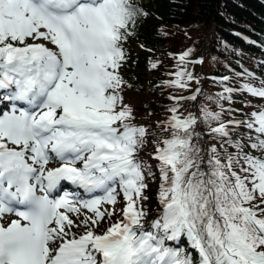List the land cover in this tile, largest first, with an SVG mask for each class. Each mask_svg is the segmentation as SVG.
<instances>
[{"label":"snow or ice","instance_id":"obj_1","mask_svg":"<svg viewBox=\"0 0 264 264\" xmlns=\"http://www.w3.org/2000/svg\"><path fill=\"white\" fill-rule=\"evenodd\" d=\"M147 15L138 0H0V264H264V106L225 122L219 104L234 92L264 99V83L222 77L220 111L201 116L180 112L200 88L171 97L149 218L156 173L138 156L149 131L132 122L120 71ZM191 52L165 86L191 87L188 65L203 63ZM201 120L219 148L201 144ZM64 182L80 191L53 195Z\"/></svg>","mask_w":264,"mask_h":264},{"label":"trees","instance_id":"obj_2","mask_svg":"<svg viewBox=\"0 0 264 264\" xmlns=\"http://www.w3.org/2000/svg\"><path fill=\"white\" fill-rule=\"evenodd\" d=\"M138 3L148 15L140 20L136 34L125 43L129 57L120 71L131 85L125 87L122 94L124 103L132 108L135 117L132 122L149 131L138 156L156 173L154 179L148 180L145 190L149 199L144 203L151 218L160 207L159 172L155 167L157 161L152 159L154 142L168 135L162 122L169 119V109L176 103L171 97H188L200 88L196 101L180 102V112L185 116L189 112L201 116L205 107L220 111L216 101L217 94L223 91L224 85L219 82L222 77H230L226 83L233 88L249 82L257 87L264 83V0H138ZM188 49H192L189 59L203 60V63L188 65L196 80L189 89L165 86L164 81L174 79L169 74L177 71L176 57ZM153 63L157 64L156 68L151 67ZM240 73L244 75H238ZM219 104L225 109L222 120L226 122L244 119L246 113L264 106V99L247 92H234L231 101L220 100ZM215 123L212 122L213 127ZM198 130L202 133V145L206 141L219 148L223 143L208 134V124L203 120ZM236 131L239 134L247 130L238 128ZM224 147L229 152L235 151L227 144ZM121 207L122 196L116 205L117 209ZM117 218L114 216L112 221ZM108 226V223L101 225L102 228ZM176 246L187 247V241L176 242ZM192 255L195 260V251Z\"/></svg>","mask_w":264,"mask_h":264},{"label":"rangeland","instance_id":"obj_3","mask_svg":"<svg viewBox=\"0 0 264 264\" xmlns=\"http://www.w3.org/2000/svg\"><path fill=\"white\" fill-rule=\"evenodd\" d=\"M152 154H153V153L151 152L150 155H152ZM50 165H53V164H50ZM90 214H91V213H89V215H90ZM11 218H15V217H11Z\"/></svg>","mask_w":264,"mask_h":264}]
</instances>
